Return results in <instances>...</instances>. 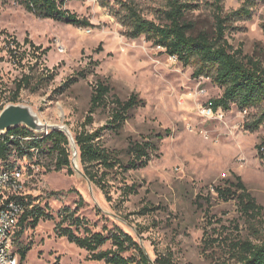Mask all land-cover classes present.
Instances as JSON below:
<instances>
[{
	"label": "rangeland",
	"instance_id": "obj_1",
	"mask_svg": "<svg viewBox=\"0 0 264 264\" xmlns=\"http://www.w3.org/2000/svg\"><path fill=\"white\" fill-rule=\"evenodd\" d=\"M133 1L145 17L161 21L166 0ZM195 1L198 4L187 10L186 19L194 22L195 32L206 30L212 34L214 0ZM244 1L224 0V12L237 9ZM251 2L250 18L228 19L227 37L264 65V0ZM66 7L92 25L77 26L40 17L15 1L0 3V87L7 88L4 95L13 89L14 80L29 70L26 59L25 65L13 61L7 41L15 36L23 44L21 49H30L24 42L29 36L48 48L43 64L57 73L36 91L24 88L17 101L29 105L42 121L65 124L75 134L84 126L93 85L101 77L120 97L136 92L146 101L134 110L120 133L105 132L107 144L121 148L129 135L163 128H171L172 133L160 140L159 155L147 166L127 173V181L137 183L138 188L121 209L116 207L115 199L122 183L116 181L114 198L107 200L85 176L78 158L77 167L74 165L73 155V173L67 167L56 170L57 153L48 150H43L39 159L11 157L24 165L26 193L35 203L48 204V211L55 216L40 220L36 227L28 226L16 237L17 248L30 246L26 264H111L92 258L91 251L56 233L58 213L65 207L84 216L93 231L108 233L115 226L126 229L151 257L155 256V247L171 248L182 264H217L226 259L230 240H256L264 235V154L259 148L264 141V122L256 129L249 127L263 106L242 109L232 103L228 110L219 108L221 115L204 116L203 107L222 94V87L211 74H195L194 64H183L145 35L129 37L126 26L116 16L120 10L118 0H70ZM84 67L92 69L86 78L81 77L62 93L56 90ZM3 102L6 105L10 101ZM108 118L109 111L100 108L94 113V121L86 126L99 127ZM236 175L262 205L261 216L250 219L235 198L218 196L215 187L225 179L235 180ZM145 205L159 208L139 214L137 211ZM130 212L133 214L128 218L123 216ZM77 232L86 233L84 228ZM110 246L109 240L101 249Z\"/></svg>",
	"mask_w": 264,
	"mask_h": 264
},
{
	"label": "trees",
	"instance_id": "obj_2",
	"mask_svg": "<svg viewBox=\"0 0 264 264\" xmlns=\"http://www.w3.org/2000/svg\"><path fill=\"white\" fill-rule=\"evenodd\" d=\"M7 1H15L40 17H49L77 26L92 25L90 20L80 17L66 7L70 0H0V3ZM223 1H213L212 34L206 30L195 32L194 22L186 19L187 10L198 4L195 0H166L159 22L145 17L133 0H118L121 11L116 12V16L126 26V34L129 37L145 35L154 44L164 47L169 55L180 59L183 64H194L195 74H211L214 81L222 87V94L209 100L215 110H228L232 103L242 109L262 105L261 113L249 125L251 129H256L264 122V65L259 59L244 53L241 46L235 47L227 37L228 19L250 18V4L253 2L245 0L237 9L225 13ZM104 4L106 5L105 2ZM24 42L29 44L30 49H21L23 44L15 36L7 41V51L13 61L18 65H25L26 59L29 70L23 71L22 75L14 80V87L8 89L7 96L4 95L7 88L0 87V110L5 106L4 99L17 102L24 88L36 91L53 80L57 74L54 68L43 64L42 57L48 52V48L36 44L29 36L25 37ZM90 72L92 69L88 67L77 70L56 90L59 93L64 92L81 77L86 78ZM145 104V99L138 93L132 92L122 98L113 91L106 79L97 77L84 126L74 134L81 169L85 176L101 189L107 200H113L112 188L117 182L122 183L119 196L115 199V205L119 209L138 188L137 183L127 181V173L147 166L154 156L159 155L160 140L172 133L171 128H163L149 134L129 135L126 145L121 148L105 142L106 131L120 133L125 123L133 117L134 110ZM100 108L109 111L108 120L99 127L87 128L86 125L94 121V113ZM262 147L264 141L259 144L260 150ZM43 150L57 153L56 170L67 167L70 173L74 172L70 142L65 132L54 129L43 133L25 125H18L0 133V162H5V165L1 166L17 164L11 157L17 159L29 156L39 159ZM262 152L264 154V150ZM215 190L218 196L225 200L235 198L246 217L251 219L263 214L262 205L257 202L240 176L236 175L235 180L225 179ZM19 199L23 202L25 210L19 222L17 237L21 236L28 226L36 227L42 219L55 218L48 211V204L42 206L35 203L30 194L20 195ZM157 208L159 207L145 205L137 212L145 214ZM129 214L133 212L123 216L128 218ZM58 217L56 233L91 251L94 259L111 264H182L171 248L155 247V256L151 257L134 235L120 226L109 229L108 233L93 231L88 227L87 219L70 207L63 208ZM78 228H84L86 233L79 234ZM109 240L111 246L101 249ZM227 246L226 259L217 264H264V235H259L256 240L250 237L232 239ZM18 250L22 259H25L30 246L21 245Z\"/></svg>",
	"mask_w": 264,
	"mask_h": 264
},
{
	"label": "built area",
	"instance_id": "obj_3",
	"mask_svg": "<svg viewBox=\"0 0 264 264\" xmlns=\"http://www.w3.org/2000/svg\"><path fill=\"white\" fill-rule=\"evenodd\" d=\"M221 112L220 109L215 110L209 102L202 109V114L206 117L221 115ZM26 183L22 162L13 166L0 165V264H26L15 246L19 222L25 210L19 197L27 194Z\"/></svg>",
	"mask_w": 264,
	"mask_h": 264
},
{
	"label": "water",
	"instance_id": "obj_4",
	"mask_svg": "<svg viewBox=\"0 0 264 264\" xmlns=\"http://www.w3.org/2000/svg\"><path fill=\"white\" fill-rule=\"evenodd\" d=\"M25 125L30 129L38 132H48L49 130H61L66 133L69 138L71 151L73 155L74 165L77 167V158L79 159V149L74 134L65 124L46 123L35 113L27 104L10 102L0 110V133L6 132L8 129ZM76 162V163H75ZM84 173V172H83Z\"/></svg>",
	"mask_w": 264,
	"mask_h": 264
}]
</instances>
